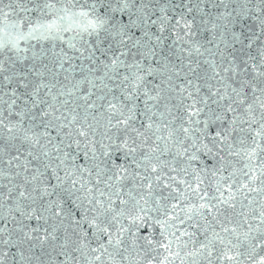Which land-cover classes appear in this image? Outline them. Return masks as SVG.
<instances>
[{
  "label": "snow or ice",
  "instance_id": "6c2138e0",
  "mask_svg": "<svg viewBox=\"0 0 264 264\" xmlns=\"http://www.w3.org/2000/svg\"><path fill=\"white\" fill-rule=\"evenodd\" d=\"M0 264H264V0H0Z\"/></svg>",
  "mask_w": 264,
  "mask_h": 264
}]
</instances>
